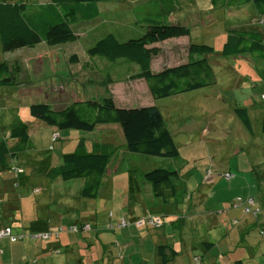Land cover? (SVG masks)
Masks as SVG:
<instances>
[{"label": "rangeland", "instance_id": "rangeland-1", "mask_svg": "<svg viewBox=\"0 0 264 264\" xmlns=\"http://www.w3.org/2000/svg\"><path fill=\"white\" fill-rule=\"evenodd\" d=\"M11 1L14 3L15 0ZM23 1L27 10L49 2V0ZM165 5L169 10L164 14L156 0L104 3L99 5L100 14L95 20L76 22L73 30L77 39L74 42L55 47L39 44L32 49L23 48L11 53H3L0 50V62L16 61L20 66L17 85L0 87V141L5 138L6 131L16 119L28 123L30 130L28 153L30 157L27 158L26 153L19 157L24 167L21 179L17 180L11 172L0 168V200L4 195L10 201L13 197L19 196L17 198L22 199V216L25 220H33L35 217L43 219L48 215L58 220L59 225L67 227L69 223L75 224L81 217L85 219L94 217L93 223L96 222L99 229L109 223L111 213L113 218L120 213L127 217L130 190L128 186L121 184L128 181L127 176L119 178L118 174L116 178H109L116 185L113 197L109 190L102 188L97 198L88 200L80 196L84 183L82 179L62 181L58 178L50 181L44 180V176L38 174L39 167L34 166L35 160L52 158L54 163L52 166L57 165L62 154L75 151L80 139H84L85 147L89 151L94 141L116 149L108 170L114 158L117 159L115 163L117 164L124 154L123 166L133 170L130 176L134 182L139 183L140 175L143 173L157 168H168L177 170L180 179L187 181L195 190L205 184V175H209L208 177L215 175L211 180L214 184L218 183V187L228 188L231 182L238 187L236 191L243 190L245 195L250 189V197L255 199L256 206L262 204L264 138H255L256 127H259L256 121L258 112L252 106L264 105V101L261 100L264 79L258 75L259 72H256L254 67L256 64L248 55L244 56L247 62L241 56L222 58L218 52L227 40L226 31L229 28L258 31L264 36V16L260 17L251 4L223 10L213 8L208 0H175ZM157 23L185 26L189 29L190 35L152 45L159 49L158 55L151 62L152 71L186 63L189 60L187 53L189 43L204 44L214 48L209 63L216 77L215 85L167 98L153 99L143 80L130 78L138 71L135 64L123 59L107 61L99 56L91 57L87 54V49L105 34L111 33L119 41L137 39L147 31L149 25ZM107 79L110 81L109 84L104 82H108ZM107 96H111L117 105L128 108L157 107L172 135L179 157L167 159L127 152L122 145V134L117 125H104L90 133L74 130L56 131L58 138L54 139V131L33 119L28 112V107L32 104L46 103L53 109H62L73 101H98ZM234 106L247 109L249 107L248 116L252 121L254 135H248L234 117L232 113ZM7 142L9 146L15 143L13 140ZM27 159L29 162L25 167ZM226 173L231 175L230 179L224 177ZM15 182L21 184L20 187L13 188ZM149 188L148 184L144 185V191H148ZM148 192L145 194L144 202H147L148 197L152 198L150 191ZM235 195L241 196L243 193ZM143 205L147 209L154 207L151 202ZM23 221L19 220V223ZM10 225L6 224L11 227L13 235L24 236V241L28 242L30 231L27 224H22L24 226L22 230L16 227L13 230L14 226ZM130 230L133 231V228L122 231L129 233ZM93 233L92 230L87 234L92 238ZM79 234L64 232L60 235ZM259 235V232L255 235L257 241L263 240ZM6 240L10 243L7 238ZM184 252L185 250L181 249V254L177 258L178 264H191V252L187 251L189 257ZM213 253L216 255L217 251L214 250ZM220 253L222 255L223 251ZM241 253L244 255V251ZM235 258H238L237 254L225 252L221 264H233ZM263 260L260 251L254 263L261 264ZM133 263L140 264L137 256Z\"/></svg>", "mask_w": 264, "mask_h": 264}, {"label": "trees", "instance_id": "trees-1", "mask_svg": "<svg viewBox=\"0 0 264 264\" xmlns=\"http://www.w3.org/2000/svg\"><path fill=\"white\" fill-rule=\"evenodd\" d=\"M124 1L126 0H49L46 4L27 10L23 0H15L14 3L0 0V50L3 53H11L23 48L32 49L39 44L55 47L74 42L77 39L73 30L76 22L95 20L100 14L99 5ZM156 1L159 2L161 12L164 14L169 10L165 4L175 2V0ZM208 1L213 8L219 10L251 4L260 17L264 16V0ZM226 32L227 40L219 50V55L222 58L249 55L256 64L258 63V72L264 79V36L258 31L242 28H229ZM189 35L190 31L185 26L157 23L149 25L147 31L137 39L119 41L113 34H105L87 49V54L91 57L99 56L107 61L123 59L135 64L138 71L130 78L143 80L152 98L162 99L216 84V77L209 63V58L214 54V48L204 44L189 43L187 49L189 60L186 63L165 67L156 72L152 71V59L159 53V49L152 45L170 39L189 37ZM19 71L18 62L1 61L0 87L17 85ZM107 81L104 82L109 84L110 81L108 79ZM263 96L264 93L261 94L262 101H264ZM28 112L33 119L51 128L56 136V131L74 130L90 133L104 125H117L121 130L122 145L127 152L167 159L179 157L178 149L165 125L164 118L155 106L128 108L117 105L111 96H107L98 101H73L62 109H53L46 103L32 104L28 107ZM234 114L244 129L252 134L253 130L247 109L244 107L235 108ZM57 138L58 136L55 139ZM8 140L15 141L14 146H9ZM29 148L28 123L16 119L6 131L5 138L0 141V168L7 172L10 171L12 174L14 170L20 169L21 174L14 175L21 176L24 173V167L21 165L19 157L21 158V155L26 153L29 158ZM114 151H116L114 147L96 141L91 144L89 151L85 147L84 139H80L75 151L62 154L57 165L42 167L48 163V158L39 161L38 165L35 160L34 166L44 168L43 176L50 181L58 178L62 181L82 179L84 183L80 191L81 198L95 199ZM28 162L27 159L26 165H23L27 167ZM28 168L30 167L28 166ZM142 176L143 180L151 186L153 196L163 203H168L171 199L178 197L183 189L179 184L174 183V180L179 179V173L174 169L157 168ZM12 186L13 188L17 187L16 184ZM246 202L235 201L232 206L244 209L247 207ZM249 207L250 211L247 213H251L253 216L260 213V210L256 212L252 210L251 206ZM83 224L90 225L87 222L70 225ZM37 225L38 227L31 224L28 228L30 239L41 240L42 238L36 236L50 233L49 231L42 232L47 229L46 224L38 223ZM67 227L59 226L55 232L61 228L62 231L58 235L64 232L73 234V232L67 231ZM4 229L11 231L9 226L0 228V230ZM15 237L18 238V235ZM19 238L22 239L24 236ZM1 239L6 240V238ZM20 239L10 243L14 244ZM163 252L164 247L160 246L158 255L162 262L164 264L171 262L175 252L171 250L168 255ZM234 264L244 263L235 261Z\"/></svg>", "mask_w": 264, "mask_h": 264}, {"label": "crops", "instance_id": "crops-1", "mask_svg": "<svg viewBox=\"0 0 264 264\" xmlns=\"http://www.w3.org/2000/svg\"><path fill=\"white\" fill-rule=\"evenodd\" d=\"M241 57L244 58V56ZM248 57L250 56L248 55ZM250 59L253 60L251 57ZM244 61H247V59L244 58ZM253 63L256 64L254 60ZM257 65L258 63L254 66L256 72H258ZM258 75L261 77L260 73ZM252 107L258 112V120L256 121L259 127H256L255 138L262 139L264 138V105H254ZM235 108L238 107L234 106L232 108L233 114ZM248 109L247 113L249 115ZM234 117H236L235 114ZM236 119L239 121L237 117ZM239 123L241 122L239 121ZM250 123L252 126L251 120ZM247 134L250 135L251 133L248 132ZM251 135H254V133ZM14 144L12 143L11 146H14ZM123 155H121L117 164H115L117 159L114 158L109 170L107 167L99 191L102 188L109 190L111 197H113L112 193L116 185L109 178H116L118 174L119 178L127 176L128 181L121 182L124 186H128L130 190L129 200L127 201V217L125 214L120 213L119 216L113 218L111 213L109 223L102 225L99 229L96 222L93 223L94 217L88 219L81 217L79 221H75V224L90 223V230L80 231V234L76 236L55 235L56 228L63 226L58 224V220L48 215L43 219L35 217L33 220H25L22 216V199L15 196L10 201L4 195L0 200V203H2V205L0 204V228L8 227L6 224L9 223L10 226H14L13 230H15V227L22 230V227H24L22 224H27V227L33 224L38 227V223H43L46 224L47 229L42 232L49 231L52 236L47 240L28 238V242H25L22 238V242L14 244L8 243L4 239L0 240V264H134L133 260L136 256L140 260V264H164L158 255L160 246L164 247V254L168 255L171 250L175 252L173 260L167 264L179 263L177 258L181 254V249L185 250L184 253L187 257H189L187 251L191 252V264L192 260L194 264L195 258H199V264H221L225 252L232 255L237 254L238 258L233 259V264L235 261H242L244 264H255V257L260 251L264 258V198L262 204L256 206L255 199L250 197V189L248 190L249 193L245 195L246 193L243 190L241 192L236 191L235 189H238V187H235L236 185L231 182H229L228 188L218 187V183L214 184V181L211 180L215 176L214 174L212 177L205 175L206 178L203 179L205 184H199L201 187L194 190L188 185L187 181L180 179L179 174L180 181L174 180L175 184H179L183 188L178 197L171 199L168 203H163L153 196L151 186L148 184L150 187L148 191H150L152 198L148 197L147 202H144L145 194L149 193L147 190L144 191V185L147 184L143 180L142 175L144 173L140 175L141 180L139 183L134 182V179L130 176L133 170L123 166L125 159ZM111 160L112 158L110 162ZM36 161V165H38L39 161ZM52 164H54L52 158H49L48 163H45V166L42 165V167H48ZM38 170V174L43 176L45 169L38 168ZM258 174L261 176L259 171ZM12 175L15 178L17 177V180L21 179V176ZM43 179L48 180L45 177ZM13 184H16L17 187L21 185L16 182ZM40 191L39 188V193ZM236 193H243V195H235ZM237 198H240V202H246L245 199L250 198V200H253L252 210L256 212L260 210V213L253 216L251 213H244L243 207H241L242 210L240 207L233 208L232 203L237 201ZM150 202L154 206L153 209H147L143 205V203ZM148 215L160 217L161 226L151 228L146 225H136L138 221L144 220ZM58 216L59 214H57ZM19 220L25 222L19 223ZM32 221L34 222L32 223ZM122 222L125 223V226H121ZM127 228H133V231L123 233L122 230ZM92 230L94 233L91 238L90 234L87 233ZM258 232L263 240L259 239L257 241L255 235ZM214 250L217 251L216 255L213 253ZM221 250L223 251L222 255ZM241 251H244V255ZM261 264H264V260Z\"/></svg>", "mask_w": 264, "mask_h": 264}, {"label": "built area", "instance_id": "built-area-1", "mask_svg": "<svg viewBox=\"0 0 264 264\" xmlns=\"http://www.w3.org/2000/svg\"><path fill=\"white\" fill-rule=\"evenodd\" d=\"M264 97V96H263ZM57 136H54V139ZM13 174L15 175H19L21 174V170H14ZM224 177L227 179H230L231 175L229 173L224 174ZM239 201V200H237ZM247 207L244 208V213H247L250 211L249 206L253 205V200H247L246 202ZM255 214V212H254ZM161 219L158 216H151L148 215L144 220L138 221L136 223L137 226H141V225H146L149 226L151 228H159L161 226ZM121 226H125V223L122 222ZM91 226L89 224H83V225H70L67 227V231L69 232H73V233H77L78 231H88L90 230ZM62 231L61 228H59L54 234L58 235V233H60ZM11 231L9 229H4V230H0V238H8L10 240V242H15L16 239H20L19 237H15L13 235H11ZM52 234L51 233H43L42 235H37V238H42L43 240H47ZM194 264H199V259L195 258L194 259Z\"/></svg>", "mask_w": 264, "mask_h": 264}]
</instances>
